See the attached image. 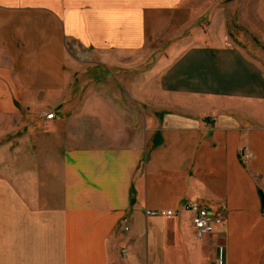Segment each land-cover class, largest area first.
Wrapping results in <instances>:
<instances>
[{
	"label": "crops",
	"instance_id": "crops-1",
	"mask_svg": "<svg viewBox=\"0 0 264 264\" xmlns=\"http://www.w3.org/2000/svg\"><path fill=\"white\" fill-rule=\"evenodd\" d=\"M209 2L0 0V264H264V51ZM229 2L264 48V0Z\"/></svg>",
	"mask_w": 264,
	"mask_h": 264
},
{
	"label": "rangeland",
	"instance_id": "rangeland-1",
	"mask_svg": "<svg viewBox=\"0 0 264 264\" xmlns=\"http://www.w3.org/2000/svg\"><path fill=\"white\" fill-rule=\"evenodd\" d=\"M240 6H234V4L229 2V0H210L209 2V10L211 11L210 16L218 14L220 12V17H214L209 18L208 20H204L205 22L202 23V30L205 32L208 29L210 32L212 30L216 34L222 33V31H225L227 29L228 34L234 38L238 44L241 46H254V48L260 49L264 51L263 46L258 41V37L254 32L255 26H249L248 19H241L240 17L243 14V6L242 4H239ZM239 16V18H238ZM198 20L192 19L188 20L189 25L186 26L183 33V38L187 37L191 32L188 33V31L192 29H196ZM191 26V27H190ZM252 29V31L250 30ZM208 32V31H207ZM182 38V39H183ZM257 38V39H256ZM259 47V48H258ZM262 47V48H261ZM163 52L161 51H151L148 52V55L150 57V64L154 63V61L157 59L158 55H162ZM91 83L81 84L80 90L83 92V94H86L85 87L90 86Z\"/></svg>",
	"mask_w": 264,
	"mask_h": 264
},
{
	"label": "built area",
	"instance_id": "built-area-1",
	"mask_svg": "<svg viewBox=\"0 0 264 264\" xmlns=\"http://www.w3.org/2000/svg\"><path fill=\"white\" fill-rule=\"evenodd\" d=\"M42 117L45 121V127H49V122L54 120V114H43ZM216 120V118L214 119ZM254 157L250 150H245L242 156L246 164H248ZM184 211L191 215V226L194 231V236L198 241H203L207 236L216 233L223 226V217L221 214L210 212L209 210L201 207L197 202H189L184 206ZM145 215L155 218L170 219L177 215L173 210H145ZM125 232L129 231L126 226ZM218 264H223V248L219 249Z\"/></svg>",
	"mask_w": 264,
	"mask_h": 264
}]
</instances>
